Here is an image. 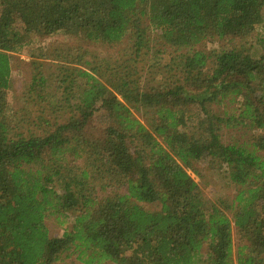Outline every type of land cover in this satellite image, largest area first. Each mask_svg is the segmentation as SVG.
Masks as SVG:
<instances>
[{
	"label": "trees",
	"instance_id": "obj_1",
	"mask_svg": "<svg viewBox=\"0 0 264 264\" xmlns=\"http://www.w3.org/2000/svg\"><path fill=\"white\" fill-rule=\"evenodd\" d=\"M57 33L123 48L57 53L54 79L33 60L12 109L10 55ZM199 162L225 168L230 202L203 197ZM49 216L71 225L51 237ZM63 257L264 264V0H0V264Z\"/></svg>",
	"mask_w": 264,
	"mask_h": 264
},
{
	"label": "rangeland",
	"instance_id": "obj_2",
	"mask_svg": "<svg viewBox=\"0 0 264 264\" xmlns=\"http://www.w3.org/2000/svg\"><path fill=\"white\" fill-rule=\"evenodd\" d=\"M258 33V32H257ZM255 32L250 36V42H255V37L257 35ZM151 34V33H150ZM156 33H152L151 37L155 38ZM34 44L24 47L19 52L10 55V65H11V75H10V87L8 91V103L12 109H16L21 106L22 100L19 102L17 98L24 91L25 86L29 83L31 76L33 74V66L31 62L33 60H39L44 62L46 65L50 66L45 70L46 75H51L54 79L55 74L57 73L56 68L60 66L59 61H53V58L57 53L64 54L69 53L70 58H74L75 55L87 51L86 60L96 61L101 60V58H116L119 54L123 45L117 46H108L102 44H94L88 41H83L79 38H72L67 34L57 33L50 36H44L42 38L34 39ZM125 43V42H124ZM226 41H220L216 43L204 44L206 49H215L218 46H223ZM123 44V43H122ZM44 54L47 56V59L39 57V55ZM39 57V58H36ZM73 60V59H66ZM147 60H143V63H146ZM66 67H72L73 64H76L72 61H63ZM60 68V67H59ZM104 82V79H101ZM23 104V103H22ZM46 104H42L41 112L39 107L31 106L30 107V116L32 120L35 116L40 115L43 111V108ZM217 109V108H216ZM216 109H213L217 111ZM196 114H200L199 110H195ZM134 116L144 121L140 114L133 112ZM45 115V112L44 114ZM102 116H97L93 118L92 125L100 127L103 122ZM226 137H223L225 140ZM193 170H188L189 176L193 181L198 185V188L205 199L211 203H217L218 200H225L227 203L230 202L235 194L234 186L229 182L225 168L217 170V168L207 165L204 162H199L193 165ZM142 207L147 211H156L159 209L156 204H143ZM228 218H232V212H226ZM61 218H56V216H49L45 219V226L51 237H60L63 232L68 229L71 225V218H68L65 223H61ZM232 237L234 248L239 244V240L234 228H232ZM235 250V249H234ZM58 264H80L76 262L73 258H62Z\"/></svg>",
	"mask_w": 264,
	"mask_h": 264
}]
</instances>
